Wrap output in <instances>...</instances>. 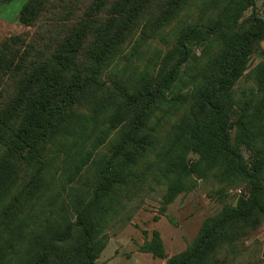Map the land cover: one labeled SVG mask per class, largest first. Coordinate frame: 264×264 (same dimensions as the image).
Wrapping results in <instances>:
<instances>
[{"label": "trees", "instance_id": "16d2710c", "mask_svg": "<svg viewBox=\"0 0 264 264\" xmlns=\"http://www.w3.org/2000/svg\"><path fill=\"white\" fill-rule=\"evenodd\" d=\"M17 24L0 40V264H99L109 226L153 185L161 214L198 180L224 197L245 185L166 264H219L264 220L255 0H26ZM156 38L165 50L138 52ZM145 235L139 251L165 259Z\"/></svg>", "mask_w": 264, "mask_h": 264}, {"label": "rangeland", "instance_id": "374dc122", "mask_svg": "<svg viewBox=\"0 0 264 264\" xmlns=\"http://www.w3.org/2000/svg\"><path fill=\"white\" fill-rule=\"evenodd\" d=\"M26 0H15L7 6L0 7V40L15 33L27 30L17 24L19 10ZM255 9L260 16L264 15V0H255ZM249 15V11L245 13ZM5 21L7 24L2 23ZM166 40L150 39L141 46L138 52H145V57H155L154 48L165 50ZM262 53H255L250 60V69L258 62H264V42ZM201 47H195L196 56L201 57ZM253 84L241 79L235 86L239 96L240 89L249 90ZM241 153L248 158L250 152L243 149ZM238 188L227 190V197L218 193L219 186L213 181L198 180L197 187L188 194L179 195L166 211L160 213L162 186H152L141 192L138 198L132 200L124 214L107 230V244L96 263L105 264H166L169 257L182 252L195 238L203 220L216 214L222 205V200L234 204L238 197L233 194ZM264 220L239 243L224 247L219 255V264H264ZM156 230L163 243L165 259L153 258L150 254L141 253L139 247L148 235Z\"/></svg>", "mask_w": 264, "mask_h": 264}, {"label": "built area", "instance_id": "2783aa9c", "mask_svg": "<svg viewBox=\"0 0 264 264\" xmlns=\"http://www.w3.org/2000/svg\"><path fill=\"white\" fill-rule=\"evenodd\" d=\"M243 193H244V190L242 188H238L235 191H233V194H235L237 197H239ZM262 232L264 233V225L262 227Z\"/></svg>", "mask_w": 264, "mask_h": 264}, {"label": "crops", "instance_id": "0c3cea01", "mask_svg": "<svg viewBox=\"0 0 264 264\" xmlns=\"http://www.w3.org/2000/svg\"><path fill=\"white\" fill-rule=\"evenodd\" d=\"M15 1V0H14ZM9 5V4H8ZM5 6H7V5H5ZM0 7H2V6H0ZM2 23H5V24H7L5 21L3 22V21H1Z\"/></svg>", "mask_w": 264, "mask_h": 264}]
</instances>
